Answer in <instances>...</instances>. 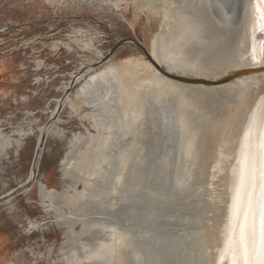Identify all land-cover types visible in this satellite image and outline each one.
<instances>
[{
  "label": "rangeland",
  "instance_id": "rangeland-1",
  "mask_svg": "<svg viewBox=\"0 0 264 264\" xmlns=\"http://www.w3.org/2000/svg\"><path fill=\"white\" fill-rule=\"evenodd\" d=\"M130 1L0 0V264H118L119 251L131 254L123 264H244L239 244L229 242L238 240L248 193L259 198L261 150L222 149L206 113L235 104V88L194 85V105L167 88L147 89L128 121L112 70L91 71L118 40L152 48L159 17ZM173 8L164 39L188 14L179 2ZM248 10L219 43L212 35L215 46L177 37L162 60L186 69L200 51L216 61L239 43L246 51L257 24ZM113 55L112 65L141 57L130 43ZM68 87L76 109L62 107ZM250 123L242 144L251 141ZM42 134L37 176L27 181ZM190 144L197 156L186 160Z\"/></svg>",
  "mask_w": 264,
  "mask_h": 264
},
{
  "label": "bare ground",
  "instance_id": "bare-ground-1",
  "mask_svg": "<svg viewBox=\"0 0 264 264\" xmlns=\"http://www.w3.org/2000/svg\"><path fill=\"white\" fill-rule=\"evenodd\" d=\"M137 1L138 6H140L143 11H147L149 14L159 17L160 31L163 26H172L170 20L174 9L173 6L176 3L179 2L180 4L185 5V8L188 11V14H186L180 21H178V23L174 25L172 37L164 39L160 36V31L158 30L159 32L155 34L152 40V48H148V51L156 60L158 65L166 69V71L173 76L180 75L179 77H196L216 81L225 77L234 70L261 67L264 65V35L259 31L258 23L250 27L253 34L248 37L247 42L249 47L246 51L242 49V46L239 43V46L236 45V49L230 56L221 57L219 58L220 60L217 61L210 57L206 58L204 52L200 51L195 60L186 64V69L183 67L176 68L171 66L164 62L161 58V53L165 52L164 50L173 51L177 47L176 39L181 36L191 38L197 47L198 45L202 47L206 45L215 46L216 43H219L220 35L223 36L225 32L228 31L227 26H231V21L233 22V28H235L234 30L232 28L234 32L237 30V25H239L240 22L246 21L245 14L246 12L249 13L248 9H253L252 12H254V8H251L250 6L253 5L254 7V0ZM215 32L218 36L216 38V43L215 39H212V35L216 34ZM140 54V59L135 62L133 60H124L119 65H112L110 63L111 59H109L105 62V65L103 64V68L112 70L113 74L116 76L115 87L117 90V96L120 100L123 114L128 121L132 120L131 112L134 107L139 104L143 96V92L147 89L160 90L162 87L167 88L166 90L177 92L182 102L194 105L193 103L196 99L195 92L192 90L194 85L210 87L211 90H214L219 86H223L224 89L234 87V96H236L235 104L223 105L219 108L206 110L207 118L211 123V132L219 146L226 151H232L235 153L240 151L250 152L254 146L260 147L261 137L264 135V71L240 76L235 80L218 85H208L205 80H198L194 83H185L164 74L154 65L152 61L147 59L141 52ZM212 73H217L216 75L223 73V75L221 77L211 79L210 77L213 76ZM201 75L209 78L202 77ZM247 80H254L255 87L252 85L248 86V84L244 82ZM68 88H66L64 92H66ZM71 95L72 92L69 94L67 93L63 97L62 107L66 104H70L75 109L79 107L78 103L72 100ZM77 98L78 100L82 99L80 92H77ZM246 121H251L248 126L250 127L253 125L254 127H252V129L255 130L253 133L251 132L252 136L250 143L248 142L244 144V140L242 144V142H240V136L242 134L240 131L246 124ZM133 127L134 125L132 123V129ZM252 129L250 128L248 130ZM27 135L28 133L23 134L16 147L19 148L24 144ZM192 146L191 144L186 145L184 147L186 149H183L184 154L182 155H185L186 160L190 159V157L191 159H194L197 156V153L194 154L193 152H195V150L197 151L198 148L196 149V147ZM41 148L42 144L39 138L38 152L36 153L35 158L36 164L39 159ZM34 179L35 172L33 168L27 181ZM41 186L44 187V185ZM7 195L5 197H7ZM2 198L3 197H1L0 200ZM7 200L8 199H6L5 202ZM123 242V237H119L116 239L115 244L118 246L119 244H123ZM84 252L87 255L93 254V251H89L88 249H84ZM123 254L128 255L123 256ZM114 256L118 257V261L116 260L118 264H123V260L125 261L124 257L127 259L126 256L131 258L130 253L123 251L115 253ZM103 264H110V259L105 260Z\"/></svg>",
  "mask_w": 264,
  "mask_h": 264
},
{
  "label": "snow or ice",
  "instance_id": "snow-or-ice-1",
  "mask_svg": "<svg viewBox=\"0 0 264 264\" xmlns=\"http://www.w3.org/2000/svg\"><path fill=\"white\" fill-rule=\"evenodd\" d=\"M255 13L259 27L264 31V0H254ZM259 198L254 201L253 192H249L244 202L243 219L237 241L242 252L244 264H264V135L260 143ZM247 153L245 163L247 164ZM243 181V176H242ZM253 189L255 184L252 185ZM237 215H240V203H237Z\"/></svg>",
  "mask_w": 264,
  "mask_h": 264
},
{
  "label": "water",
  "instance_id": "water-1",
  "mask_svg": "<svg viewBox=\"0 0 264 264\" xmlns=\"http://www.w3.org/2000/svg\"><path fill=\"white\" fill-rule=\"evenodd\" d=\"M255 16L257 18V23H258V29L259 31L261 32V34L264 35V31H261L260 30V27H259V21H258V16L256 15L255 13ZM133 44L135 45L139 50L140 52L147 58L149 59L150 61H152L154 63V65L161 71L163 72L164 74L166 75H169L171 76L172 78H176L178 79L179 81H182V82H185V83H194V82H197L198 80H205L206 83L208 85H218V84H223V83H226L228 81H232V80H235L237 77H240V76H244V75H249V74H253V73H256V72H261V71H264V65L261 66V67H253V68H241V69H237V70H234L232 72H230L229 74H227L225 77L219 79V80H208V79H201V78H196V77H179V76H173L172 74L168 73L166 71V69L162 68L160 65H158V63L156 62V60L152 57V55L150 54V52L148 51V49L141 43L139 42L138 40H136L135 38H125V39H121V40H118L116 42V44L108 51V53L102 58L100 59L97 63H95L94 65H91V71L92 70H95L96 68L100 67L102 64H104L105 62H107L112 56L113 54L118 50V48H120L121 46L125 45V44ZM83 70V69H82ZM83 73L88 74V72H85V70L83 72H78V76L82 75ZM77 77H74L72 78V87L76 84V80H77ZM72 87L71 88H68V90L66 92H64L63 94V97L68 93L71 92L72 90ZM52 120V118L50 119ZM43 143V146L45 145L46 143V134H42V141H41V144ZM37 164L35 165L34 167V172H35V177L37 176ZM36 168V170H35ZM21 189H15L14 192L12 193V196H14L15 194H17L18 192H20Z\"/></svg>",
  "mask_w": 264,
  "mask_h": 264
}]
</instances>
